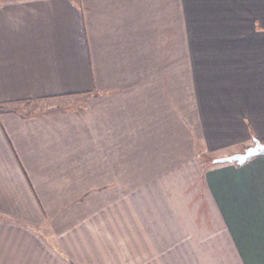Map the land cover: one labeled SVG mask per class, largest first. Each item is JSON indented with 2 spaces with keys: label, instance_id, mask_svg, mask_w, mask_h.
<instances>
[{
  "label": "crops",
  "instance_id": "1",
  "mask_svg": "<svg viewBox=\"0 0 264 264\" xmlns=\"http://www.w3.org/2000/svg\"><path fill=\"white\" fill-rule=\"evenodd\" d=\"M264 0H0V264H264Z\"/></svg>",
  "mask_w": 264,
  "mask_h": 264
},
{
  "label": "water",
  "instance_id": "2",
  "mask_svg": "<svg viewBox=\"0 0 264 264\" xmlns=\"http://www.w3.org/2000/svg\"><path fill=\"white\" fill-rule=\"evenodd\" d=\"M257 157H264V144L260 143L258 140H254V146L245 150L244 153L214 159L213 164H235L237 166H243Z\"/></svg>",
  "mask_w": 264,
  "mask_h": 264
},
{
  "label": "rangeland",
  "instance_id": "3",
  "mask_svg": "<svg viewBox=\"0 0 264 264\" xmlns=\"http://www.w3.org/2000/svg\"><path fill=\"white\" fill-rule=\"evenodd\" d=\"M214 159H217V158H208V163H212V161L214 160Z\"/></svg>",
  "mask_w": 264,
  "mask_h": 264
}]
</instances>
